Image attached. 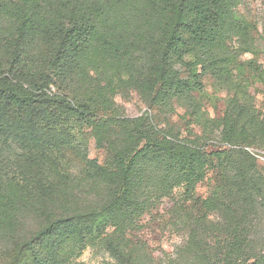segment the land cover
<instances>
[{
	"label": "trees",
	"instance_id": "trees-1",
	"mask_svg": "<svg viewBox=\"0 0 264 264\" xmlns=\"http://www.w3.org/2000/svg\"><path fill=\"white\" fill-rule=\"evenodd\" d=\"M231 14L232 0H0L5 264H65L56 236L84 220L106 227L83 244L120 264H264V166L248 150L264 148V109L234 58L254 39ZM181 52L227 92L222 117L196 121L200 134L158 116L173 113L175 98L198 115L199 79L191 67L192 79L181 77ZM256 79L264 85V70ZM129 90L156 114L125 115L115 97ZM78 133L74 156L83 163L75 170L62 145ZM87 137L101 158L85 160ZM7 163L18 170L10 174ZM29 168L46 174L33 189L20 175ZM209 171L210 191L197 197ZM165 198L182 241L156 256L137 232Z\"/></svg>",
	"mask_w": 264,
	"mask_h": 264
},
{
	"label": "rangeland",
	"instance_id": "rangeland-1",
	"mask_svg": "<svg viewBox=\"0 0 264 264\" xmlns=\"http://www.w3.org/2000/svg\"><path fill=\"white\" fill-rule=\"evenodd\" d=\"M232 9L233 14H231V16H233L235 22L243 21L248 23L255 43L252 47V51H247L234 58L236 61L244 64L241 72L247 75L245 79L250 82L249 91L254 94L255 105L259 110H263L264 85L256 79V75L260 70H264V0H232ZM228 45L230 49L236 47L238 45L237 36L231 35ZM180 56L179 62L176 63V68L179 69L181 77L189 79L190 71L188 69L192 68V72L194 71L197 73L196 75L199 79L198 88L192 91V95L199 108L198 115L197 113L192 114V107L190 111L186 112L188 105L185 99L181 98L179 100L175 98L173 113L166 116L159 113L158 116L161 119L160 121H163V118L169 119V122L174 123L176 128L182 130L189 128L195 133L200 134L201 127L196 124V121H201L203 118L212 119L222 117L227 92L222 87L221 82L215 79L212 74L206 73L200 75V68L195 69L191 64L192 57L189 54L181 52ZM186 62L188 63L187 65L185 64ZM229 69L233 73L236 71L234 63L229 64ZM115 102L123 110L124 114L128 116H138L143 112H149V114L154 115L157 112L156 108H150L134 90H129L124 95H117L115 97ZM69 120L70 122H74L72 118ZM78 137H80L79 133ZM78 137H76V139L72 138L68 143L63 141L62 145L66 149L67 155L71 157L68 167H73L75 170L79 169L83 163L78 157L74 156V153L78 152L74 146H77L79 140L82 139V137ZM208 143L215 145L217 141L211 139ZM85 144V160L93 158L99 159L103 156V151L96 147L92 137H87ZM213 149V146L207 148L208 151ZM248 150L251 153L253 152L252 154L257 158L259 164L264 166V148L258 149L251 147L248 148ZM8 164L9 163L6 164V170L7 168H11V170L8 171L10 174H14V171H17L18 168ZM20 175L23 176L24 179H27L28 187L33 189L39 181L43 180L42 178H44L46 174H37L32 168H29L21 172ZM208 175L209 179L197 185V197L204 198L208 195L214 179L213 171H209ZM171 204L172 202L165 198L159 205L151 209L148 214L140 219L142 227L137 232V236L151 246L156 256H161L163 251L167 253L171 252L173 247L182 241V235L175 231L174 225H172L174 220H170L168 209ZM97 227H106V223L84 220L63 230L56 236L58 240L62 241L61 247H64L63 251L67 253L65 264H120L115 257L111 256V254L104 249L83 244L82 236L87 232L92 233ZM10 257L11 256L7 254L3 255L0 258V264L7 263Z\"/></svg>",
	"mask_w": 264,
	"mask_h": 264
},
{
	"label": "built area",
	"instance_id": "built-area-1",
	"mask_svg": "<svg viewBox=\"0 0 264 264\" xmlns=\"http://www.w3.org/2000/svg\"><path fill=\"white\" fill-rule=\"evenodd\" d=\"M253 153V152H252ZM258 156V155H257ZM260 157V156H259ZM262 159V158H261ZM264 160V159H263Z\"/></svg>",
	"mask_w": 264,
	"mask_h": 264
}]
</instances>
